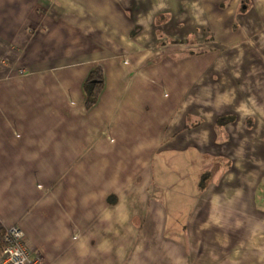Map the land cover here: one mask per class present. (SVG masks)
I'll list each match as a JSON object with an SVG mask.
<instances>
[{"label":"crops","instance_id":"crops-1","mask_svg":"<svg viewBox=\"0 0 264 264\" xmlns=\"http://www.w3.org/2000/svg\"><path fill=\"white\" fill-rule=\"evenodd\" d=\"M15 224L40 264H264V0H0Z\"/></svg>","mask_w":264,"mask_h":264},{"label":"built area","instance_id":"built-area-1","mask_svg":"<svg viewBox=\"0 0 264 264\" xmlns=\"http://www.w3.org/2000/svg\"><path fill=\"white\" fill-rule=\"evenodd\" d=\"M2 264H40L41 258L31 260L35 246L19 225L9 226L0 238Z\"/></svg>","mask_w":264,"mask_h":264},{"label":"trees","instance_id":"trees-1","mask_svg":"<svg viewBox=\"0 0 264 264\" xmlns=\"http://www.w3.org/2000/svg\"><path fill=\"white\" fill-rule=\"evenodd\" d=\"M198 53V52H193ZM104 88V75L103 70L101 68H98L94 70L85 84V91H86V109L90 110L97 102L99 96L101 95V92ZM235 117L233 116H225L221 117L217 121V131L220 134L228 125L235 122ZM253 120L249 119L248 124L249 128H252ZM197 124H189L187 128L191 129L196 126ZM113 204L115 203L114 200H112Z\"/></svg>","mask_w":264,"mask_h":264},{"label":"rangeland","instance_id":"rangeland-1","mask_svg":"<svg viewBox=\"0 0 264 264\" xmlns=\"http://www.w3.org/2000/svg\"><path fill=\"white\" fill-rule=\"evenodd\" d=\"M85 109H86V103H85ZM86 110H87V109H86ZM15 225H19V224H15ZM11 226H13V225H11ZM19 226H20V225H19ZM7 228H8V227H7ZM7 228H6V229H7ZM4 231H5V230H4Z\"/></svg>","mask_w":264,"mask_h":264}]
</instances>
